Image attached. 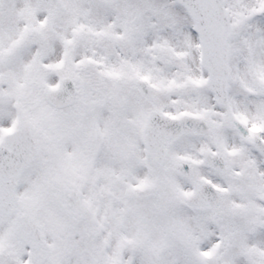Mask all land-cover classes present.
Here are the masks:
<instances>
[{
  "label": "snow or ice",
  "instance_id": "snow-or-ice-1",
  "mask_svg": "<svg viewBox=\"0 0 264 264\" xmlns=\"http://www.w3.org/2000/svg\"><path fill=\"white\" fill-rule=\"evenodd\" d=\"M0 264H264V0H0Z\"/></svg>",
  "mask_w": 264,
  "mask_h": 264
}]
</instances>
